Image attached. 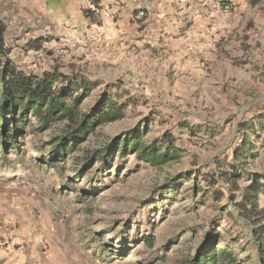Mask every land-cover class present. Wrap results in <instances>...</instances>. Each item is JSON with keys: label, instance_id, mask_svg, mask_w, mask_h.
Returning a JSON list of instances; mask_svg holds the SVG:
<instances>
[{"label": "rangeland", "instance_id": "374dc122", "mask_svg": "<svg viewBox=\"0 0 264 264\" xmlns=\"http://www.w3.org/2000/svg\"><path fill=\"white\" fill-rule=\"evenodd\" d=\"M233 6L237 10L230 13L238 14L240 22L228 40L230 51L235 60L250 63L243 70L252 78L240 70L248 88L232 95L231 111L264 114V25L259 29L253 21L258 12L264 15V0L247 2L244 12L241 5ZM18 28L6 40L11 59L22 71L74 70L106 90L116 82L109 69L83 62L76 49H61L56 57L46 49L36 55L28 42L17 43L19 36L30 38L32 24ZM238 43L245 54L232 52ZM101 91L92 90L84 111L95 106ZM141 103L131 102L125 119L100 127L74 152L56 159L51 152L57 126L41 130L32 119L18 139V152L11 144L2 146L6 138L0 127V223L7 225L1 240L18 239L12 250L21 249L22 264H199L209 248L216 256L214 264H261L249 225L228 197L217 200L201 177L216 170L217 159L226 166L235 162L238 131L233 126L213 128L216 132L200 129L184 117L188 113L180 104L161 97L149 106V100ZM131 131L142 133L146 145L166 135L175 138L180 158L152 166L133 154L106 149ZM260 153L250 160L252 172L264 173V151ZM260 205L264 207V196ZM35 251L36 261L30 258Z\"/></svg>", "mask_w": 264, "mask_h": 264}, {"label": "crops", "instance_id": "0c3cea01", "mask_svg": "<svg viewBox=\"0 0 264 264\" xmlns=\"http://www.w3.org/2000/svg\"><path fill=\"white\" fill-rule=\"evenodd\" d=\"M228 1L241 5L244 12L243 7L251 0ZM220 3L219 0H0V24L6 28L8 43V35L21 31L18 27L22 24L31 23L30 38L24 41L19 36L21 40L17 43L38 42L40 49L35 52L38 56L45 49L48 53L52 51L54 57L61 49H76L83 62L101 69L106 67L116 80L108 86H118L114 90L125 93L129 107L131 102L144 104L146 100L150 101L149 106L161 97L171 104H180L181 110L188 113L184 117L200 129L216 132L213 128L233 126L238 131L239 125L263 112L247 116L240 114L239 108L231 111L235 109L232 95L248 88V83L240 80L244 78L240 70L247 78H252V74L248 76L243 70L250 69V63L235 60L236 55H232L229 47L228 40L239 26V16L223 12ZM140 11L146 14L142 20L137 18ZM253 21L261 29L262 12L255 14ZM260 42L264 49V43ZM239 45L232 52L245 54L238 50ZM90 80L98 84L101 92L106 90L99 81ZM6 226L0 223V234L7 231ZM17 242L18 239L9 236L0 238L2 263L22 264L21 249L12 250ZM6 250L11 254L7 255ZM37 257V251L30 255L34 261Z\"/></svg>", "mask_w": 264, "mask_h": 264}, {"label": "trees", "instance_id": "16d2710c", "mask_svg": "<svg viewBox=\"0 0 264 264\" xmlns=\"http://www.w3.org/2000/svg\"><path fill=\"white\" fill-rule=\"evenodd\" d=\"M219 1L224 5L231 4L228 0ZM5 32V26L0 24V127L6 138L2 146L11 144L12 150L18 152V139L33 119L41 130L57 126L51 153L54 159L61 158L74 152L100 127L126 118L130 101L125 93L113 91L118 86H108L95 106L84 111V101L98 87L96 82L75 71L62 72L59 67L40 74L22 71L11 59ZM29 48L39 50L40 45L32 42ZM238 133L241 143L233 153L235 162L226 166L225 160L217 159L216 170L201 177L202 182L214 190L217 200L227 196L230 205L249 225L257 256L264 264V207L260 205V198L264 196V173L248 169L250 160L255 161L261 156L260 151H264V114L239 125ZM106 149L120 155L133 154L152 166L180 158L175 138L166 135L152 145H146L143 134L138 131L115 138ZM215 258L209 248L197 262L214 264Z\"/></svg>", "mask_w": 264, "mask_h": 264}, {"label": "built area", "instance_id": "2783aa9c", "mask_svg": "<svg viewBox=\"0 0 264 264\" xmlns=\"http://www.w3.org/2000/svg\"><path fill=\"white\" fill-rule=\"evenodd\" d=\"M221 8L223 10V12L229 13V12H234L236 11V8L232 5V4H221ZM146 16L144 11H140L137 15V18L142 20L144 19Z\"/></svg>", "mask_w": 264, "mask_h": 264}]
</instances>
